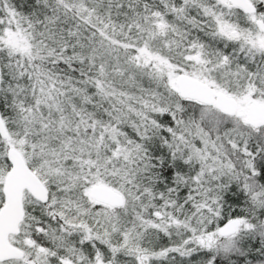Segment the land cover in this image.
Returning <instances> with one entry per match:
<instances>
[{"label":"snow or ice","instance_id":"snow-or-ice-1","mask_svg":"<svg viewBox=\"0 0 264 264\" xmlns=\"http://www.w3.org/2000/svg\"><path fill=\"white\" fill-rule=\"evenodd\" d=\"M0 264H264V0H0Z\"/></svg>","mask_w":264,"mask_h":264}]
</instances>
